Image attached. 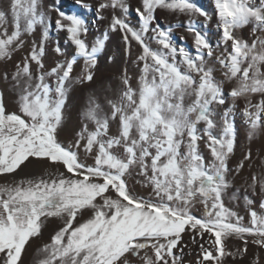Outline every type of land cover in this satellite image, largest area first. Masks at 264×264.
I'll list each match as a JSON object with an SVG mask.
<instances>
[{
    "label": "snow or ice",
    "instance_id": "snow-or-ice-1",
    "mask_svg": "<svg viewBox=\"0 0 264 264\" xmlns=\"http://www.w3.org/2000/svg\"><path fill=\"white\" fill-rule=\"evenodd\" d=\"M212 3L210 14L195 0H140L134 9L126 0H97L95 7L73 0L67 11L61 0L47 10L41 0H7L0 26L10 19L14 30L0 32V59H10L22 47L23 33L37 26L43 32L15 70L0 73V175L15 176L29 166H38L41 174L0 184V264H26L32 242L41 240L52 220L58 221L56 228L37 248L33 264H185V249L197 250L194 264H224L227 258L245 257L250 244L264 250V165L250 175L253 194L258 187L262 197L259 212L246 194L245 223L224 202L232 187L229 177L253 159L247 146L235 168L230 166L239 147L237 100L260 96L256 103L246 99L240 115L249 141L264 130V36L259 35L264 0ZM158 9L188 19L165 27L157 22ZM88 11L97 20L108 13V28L122 34L130 57L132 41L139 46L133 61L140 70L138 86L125 71L119 91L104 97L107 110L90 98L79 131L62 139L70 86L94 82L93 69L106 45L107 33L86 41L82 13ZM52 12L55 28L66 33L74 53L46 70ZM130 15L138 26L130 23ZM213 20L225 49L219 56L200 30ZM245 26H251L250 42L236 34ZM174 27L193 35L195 55L177 45ZM54 52L67 56L59 46ZM78 58L84 68L73 81ZM213 60L222 72L219 81L209 66ZM225 81L235 84L227 90ZM7 96L14 98L12 107ZM186 97H192L187 105ZM229 98L231 106L224 107ZM218 107H224L222 114ZM136 184L148 190L147 196L135 190ZM197 203L199 215L193 210ZM233 237L243 247L228 250ZM252 264H259L258 255Z\"/></svg>",
    "mask_w": 264,
    "mask_h": 264
},
{
    "label": "rangeland",
    "instance_id": "rangeland-1",
    "mask_svg": "<svg viewBox=\"0 0 264 264\" xmlns=\"http://www.w3.org/2000/svg\"><path fill=\"white\" fill-rule=\"evenodd\" d=\"M73 0H61V5L63 10H69L72 5ZM85 3L92 4L93 7H95L97 0H84ZM126 2L130 5L131 9H134L135 7L139 6L140 0H126ZM196 3H198L200 6H202L205 10H207L210 14L213 12V3L212 0H195ZM42 6L44 10H47L49 5L54 3V0H41ZM7 0H0V9H3L6 7ZM111 11V10H109ZM119 15L120 13L117 12ZM51 20H50V28H49V36L47 37V43H46V51L44 55V64L45 68L50 69L52 66L55 65L57 59L60 61L65 60L66 58L70 59L72 58V55L74 53V47L70 44V42L67 40L66 33L63 31H59L54 26V21L56 18V13L52 12L50 13ZM84 16L87 26H88V33L85 37L86 41L91 44L92 39L98 38L100 32L103 33V39L105 37V33H107V37L110 35L111 31L108 28V25L110 23V18L108 16V13H102L104 15V19L97 20L96 14L93 11H88L82 13ZM157 17V22L160 23L162 26H168V25H179L184 23L188 17L182 15V14H172L171 12L164 10V9H158L155 13ZM195 19L197 21L202 22L203 18L196 16ZM129 21L133 26H138L137 24V18L135 15L129 16ZM7 30V32L10 34L14 28L13 24L11 23V20L9 19V22L3 26H0V32H3L4 30ZM203 31L209 38L213 49L217 56L221 54V52H224V46L223 44L218 43V33L215 26V20L212 21L211 24L207 26V28L201 27L200 29ZM42 32L43 28L41 26H37L32 33H23L20 39L24 41L22 47L16 51L13 52L10 59H0V73H2L5 70L13 71L15 70V65L17 62L21 61L22 58H24L31 49V46L34 43H39V41L42 38ZM237 36H239L241 39L251 41L252 34H251V26H245L244 28L237 30ZM92 35L95 36L92 38ZM173 35L177 40V45L184 46L192 55H195L194 47H193V35L189 33L184 27H174L173 28ZM259 35L264 36V33H261ZM180 37H184L183 40H180ZM59 46L66 54L67 56H57V54L54 52V48ZM155 47V45H153ZM106 55V54H105ZM108 57H112L115 59V56L109 55ZM103 58L98 56V64L93 69L94 71V82L90 84H84V85H78V84H72L70 86V92H69V98L67 101V108L65 111V123L70 119L74 120L78 123V127L83 123V112L86 110V108L89 105L90 98L96 99L98 102L102 104V106L106 109V105H104V97L109 96L111 97L113 93L118 92L120 88V80L124 74H120L119 72H115L114 70H106L107 73H98L99 70H103L106 68V66H103ZM76 66V67H75ZM31 67L33 69V72L36 71V66L34 63L31 64ZM84 68V61L82 58H78L77 62L74 64L73 72H72V79L73 81L76 80V78L80 77L82 75V71ZM215 72L214 76L219 81L222 79V72L219 69V66H215ZM106 74V75H105ZM140 75V70H137V80L132 82V85L134 88L138 86V79ZM54 79V78H53ZM198 79V77H197ZM226 89L230 90L232 86H234L235 81H225ZM4 84L3 82H0V88H3ZM106 92V93H105ZM7 102L9 103V107H12L14 104V98L12 96L6 97ZM192 97H186L185 103L186 105L188 103H191ZM246 99H251L253 103H256L260 100V96L257 94L255 96H251L248 98H240L236 102V109H235V126L238 130V145L235 154L231 158L233 160L235 157V161H231L230 166L234 169L237 162H239L242 159L241 152L247 151L246 147L248 145V138H247V125L244 123L243 117L240 115V110L244 107V104L246 102ZM232 104L231 98L228 99L227 104L224 107H230ZM224 107H218V111L222 114L224 111ZM217 121L219 122V117H216ZM75 129L76 131H79V128ZM94 125L89 122V128H93ZM114 128V127H113ZM74 131L73 133H75ZM115 128L111 130L110 134L115 133ZM72 134L65 135V137L70 138ZM61 135V138H65ZM256 140H258V145L262 148L263 142H264V130H261L257 133V135L254 137ZM253 140V139H252ZM251 140V141H252ZM250 142V141H249ZM200 149L202 154L207 158L210 159L208 150L204 147L203 144L200 145ZM245 149V150H244ZM260 149V148H259ZM257 149V150H259ZM257 155V157H256ZM254 155L252 152V162L247 164L245 168L236 173L233 176L229 177V180L232 184V187L230 191L225 195L224 202L225 206L229 207L232 211L237 212L240 216L245 218V223L248 222L249 216H248V206L244 200V196L247 194L250 199L254 201L253 207L259 212V200L262 198L259 193V188L257 187L256 195L253 194V189L250 187L251 180L250 175L253 172L259 173L261 171V163L264 165V158L259 157V154L257 153ZM91 162V160L89 161ZM233 162V165H232ZM259 162V163H258ZM259 168V169H258ZM41 174V169L38 166H30L28 170L23 174L24 178H30L33 176H39ZM21 179L18 175H0V182L6 183L11 182L12 180H19ZM139 179V177H137ZM237 189L239 190L237 192ZM135 190L142 195L147 196L148 190L143 187L141 184L135 185ZM233 193L236 194V198L233 199ZM195 214L199 215L200 211H202V205H199L197 203L196 207L193 209ZM58 221L52 220L47 225L46 229L49 230V228L54 229V226L57 225ZM56 228V226H55ZM50 229V230H51ZM49 236H47V239L45 238L43 240H34L32 242V246L29 248L28 254L25 257L26 264H33V261L35 259H38L37 257V248L41 247L43 243L47 242ZM187 239V237H185ZM243 247V242L236 239L235 237L231 238L227 242V248L228 250H235L236 248ZM189 251H191V254H189ZM197 250L196 249H185V255H184V261L185 264H194L196 260ZM259 256V264H264V250L257 251V249L249 245V251L247 255L243 258H240L239 256L233 260L232 258H227L224 261V264H252V260Z\"/></svg>",
    "mask_w": 264,
    "mask_h": 264
},
{
    "label": "bare ground",
    "instance_id": "bare-ground-1",
    "mask_svg": "<svg viewBox=\"0 0 264 264\" xmlns=\"http://www.w3.org/2000/svg\"><path fill=\"white\" fill-rule=\"evenodd\" d=\"M95 36L92 35V38L95 37ZM103 36H104L103 33L100 32L99 36H97L98 38H96V39H101ZM96 39L93 38L92 42H94ZM125 49H126V46H125L124 41L122 39V34L120 32H118V31L117 32H113V33L111 32L110 35L106 39L105 49L100 54H98L99 57L103 58V62H104L103 66H106V68H104L103 70H99L98 73H103L104 74V73H107L106 70L108 71V70H111V69L114 70L115 72H119L120 74L121 73L125 74V71H126V74L131 79V83L134 82L135 80H137V78H138L137 77V70L139 68L137 67V65L133 61L135 60V57L138 54L139 46L136 44L135 41H132V43H131V53H132L131 57L127 54ZM109 55L115 56L116 58L112 59V61L110 62L108 60V56ZM209 66L210 67H215V66L217 67L218 65L213 60L212 63L209 64ZM77 127H78V123L76 121H74V120H70L69 119L65 123L64 131L62 132L61 135L64 136V137H65V135L67 136L69 134L73 135L74 134L73 132L76 131L75 129H77ZM114 128H112V129H114ZM262 144H263V147L261 148L258 145V140L253 138V140L250 141V142L248 140V145L247 146H250L251 151L254 153V155H256L257 153L259 154L258 158H260V157L264 158V142ZM246 149H247V147H246ZM257 149H259V150H257ZM256 157H257V155H256ZM235 159H236V157L233 160H231V161H235ZM262 164L263 163H261L260 165L262 166ZM232 165H233V162H232ZM28 168H30V166ZM28 168H25L22 171H18V173L16 175L20 176L21 178H24L23 174L26 171V169L28 170ZM0 184H5V183H3V182L1 183L0 182ZM55 226H54V229L49 228V230L44 228L43 237L41 238V240L44 241L45 238L47 239V236H49V234L55 230Z\"/></svg>",
    "mask_w": 264,
    "mask_h": 264
}]
</instances>
